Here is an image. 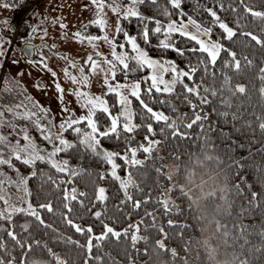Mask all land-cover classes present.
<instances>
[{
  "label": "snow or ice",
  "instance_id": "snow-or-ice-1",
  "mask_svg": "<svg viewBox=\"0 0 264 264\" xmlns=\"http://www.w3.org/2000/svg\"><path fill=\"white\" fill-rule=\"evenodd\" d=\"M148 4L154 8L151 15L141 10L143 5ZM4 6L21 8L23 4H16L13 0L11 3H5ZM82 7L93 12L94 18L89 19L86 24L78 23L74 33L75 37L87 40L94 49L96 48L95 42L101 39L110 44V56L103 52H95L96 57H102L105 65L102 78V85L106 86L105 94L85 91L84 86L90 84V76L100 68V64L93 58L92 53H88L86 59L79 64L77 73L71 71L77 61L73 60L70 55L65 56L68 66L63 68V75L74 86L65 90L58 78L53 86L59 110L62 114H67L63 115L59 121L56 120L49 107H45L39 100H34L31 94H27V89L19 80L8 73H0L3 84L0 87V218L6 222L0 223V230H3L9 238L5 240V236L0 235V250H2L0 251V264H52L51 257L55 258V264H68V261L53 251L48 243L35 239L28 232L30 225L27 219L17 225L13 219L17 214L33 218L38 225L43 226L46 232L51 230L54 233L51 240L75 246L82 256V264H106V260L111 261V264H119V261L114 260L110 254L103 252L104 243L113 238L116 242L125 240L124 254L128 259V264H136L134 257L128 253L129 247L137 255L141 251L143 254H148L150 249L148 247L139 249L137 241L149 242V236L139 233L141 225L144 230L157 227L153 211L145 208L143 218H138L135 223L117 229L105 219L109 192L103 184L97 181L105 180L110 174L109 178H114L119 182L118 191L122 190V197L117 199L116 207L118 211L129 217L132 215L128 209L129 204L132 210H139L142 203L146 204L152 199L151 189L148 190V194H145V189L140 187L132 172L123 177L120 175L118 169L122 167V164L117 160H121L124 165L128 166H142L145 165L146 160L152 158L154 147L157 145L163 147L160 140L149 138L156 134L153 122H164L165 127L160 128V135L165 136L167 129L175 139L187 137L189 135L187 129H190L193 123H199L204 145L208 146L212 140L209 135L212 126L205 127L203 121L208 120V116L197 109L198 104L201 106L216 104L212 112L217 114L218 119L231 123L233 129L238 126L256 131L258 128L261 137H264V111L252 120L248 119L239 109L232 110V98L246 91L243 83L233 86L230 83L231 78L225 71L229 68H234L236 72L241 70V59L237 58L238 53L229 46L238 29L236 26H230L215 7L197 4L193 12L203 8L208 14L207 17L200 18L187 13L182 6V0H166L163 4L160 0H128L127 3L124 0H91L90 5H82ZM219 8H225L223 0H219ZM229 8L233 12L242 8L251 20H258L261 25H264V7H255L246 0H239L238 4L230 3ZM106 9L115 14V36H110L106 31L113 27L108 21ZM40 15L42 19L47 20L43 13ZM158 15L166 18V24L157 18ZM174 15L177 19L172 18ZM133 18L137 21L136 35L130 34L124 26L125 21ZM56 22V18H53L52 23ZM150 24L154 26L150 27ZM189 24L194 30H189ZM235 24L241 30L240 35L250 38V42L264 49V27L249 30L246 24H240L239 17L236 18ZM92 25L97 26L100 34L88 33V28ZM216 25L222 30L219 38H213ZM21 27L36 30L35 25H28L24 22H21ZM66 27V23L61 20L60 29L64 30ZM16 31V26L7 17L0 21V69L9 61L13 64L19 63L10 35ZM39 31L47 35L44 29H39ZM175 33H179L180 36L174 37ZM31 34L32 32L28 33V35ZM153 37L158 38L161 50H174L179 56H185L189 61L188 66H179L175 59L151 55L147 45L152 43ZM181 37L190 38L196 43L191 48L179 47L175 41ZM121 39L123 42H120ZM141 42L145 46L142 47ZM128 45H130V50L126 47ZM25 47L30 52L36 51V46L30 40L25 39ZM222 51L227 58L221 57ZM40 55L43 54L40 53ZM192 56L196 57L194 63ZM218 57H221L222 82H219L220 76L215 71ZM243 60L245 65L250 66L254 63L247 56H244ZM36 63L35 59H31L29 66ZM38 66L48 69L46 58L41 59ZM143 69L151 71L141 78L131 79L132 74H137ZM198 69L202 71L199 81L194 76ZM168 72L171 75L170 79H166L164 75ZM117 73L122 75L123 82L116 79ZM259 73L261 79L264 80V67L259 68ZM51 75L57 77L55 71H52ZM142 83L147 86L142 88ZM36 87L44 88L45 85L37 81ZM66 92L72 94L75 97V104L86 111L77 114L73 101L67 99ZM142 92L147 95H142ZM260 92L264 94V87L260 89ZM107 93L115 94L114 105H110L106 99ZM164 93L172 95L170 98H165L162 95ZM216 97H219L218 103ZM134 99L138 101V109L132 108ZM153 101H159L161 104L168 103L176 115L169 116L164 111L154 109L150 106ZM176 102L190 105L193 114L180 113L175 106ZM116 105L119 106L118 109ZM137 111L142 121L151 122L143 125L135 123L134 116ZM33 129L42 139L38 140L37 136L33 135ZM141 129L143 140L137 142L135 138L140 134ZM220 134L222 136L227 134L228 139L231 140V135L226 129L221 128ZM102 139L115 141L117 147L115 149L105 147L101 142ZM231 142L235 143V141ZM211 146L215 148L213 144ZM139 150L149 155L144 159H138ZM170 155L174 158L176 153L172 152ZM86 157L101 162L95 169L96 179L93 181L91 194L86 188L81 189L77 186V181L85 173L91 177L94 171L91 166H83L82 162ZM159 159L164 160L165 157L160 156ZM216 159L219 160L220 157L217 156ZM229 159L231 162L230 165L228 164V172L231 183L228 184L230 191L224 197L225 204L229 203L233 193L236 201H245L238 205L235 201L232 202L236 207V223L232 225V233L237 240H244V244L241 245L242 251L234 253L233 264H264V187H261L259 191L252 190L253 184L248 183L244 177H237L233 171V169L239 171L250 164L261 185H264V156L258 160L249 157L247 164L234 157ZM41 164L45 165L47 170L40 167ZM22 168L26 169V174L22 173ZM155 171L157 186L166 189V193H160L157 205L159 206L162 199L163 208L166 211L180 212L181 208L177 200L183 202L184 199H188L190 191L183 185L165 184L164 179L168 181V174L164 171L163 165ZM29 178L38 180L39 186L35 192L38 202L35 204L31 199L33 191L29 186ZM233 180L235 183H232ZM46 185L52 189L48 194L42 192ZM134 197H142V199ZM39 199L43 202H39ZM94 202L99 206L93 209L91 206ZM81 211H86L92 217L102 221L101 230L98 233L94 230V224L77 222ZM42 213L50 215L59 213V218L70 229H74L73 235L80 234L81 239H73L72 235L62 234L61 229L55 227L53 222L46 220ZM257 213L262 218L259 228L261 239L258 245H253L248 239L251 234L249 230L256 232V226L245 224L243 218L255 216ZM148 218L150 220L146 222ZM112 219L115 220L116 216H112ZM176 223L177 221L173 219L167 221L168 225ZM216 227L218 229L228 228L227 225L222 226L219 223ZM158 231L165 237L169 235L164 227H158ZM224 235L228 236L229 232L224 231ZM180 238L183 239V236L181 235ZM41 245H43L42 248ZM184 247L186 248L187 245L185 244ZM94 248L100 251L94 253ZM151 251L155 254L162 251L170 252L173 264L179 256L177 248H167L162 239L154 240ZM45 255L49 259H45Z\"/></svg>",
  "mask_w": 264,
  "mask_h": 264
},
{
  "label": "trees",
  "instance_id": "trees-1",
  "mask_svg": "<svg viewBox=\"0 0 264 264\" xmlns=\"http://www.w3.org/2000/svg\"><path fill=\"white\" fill-rule=\"evenodd\" d=\"M160 2L163 4L166 0H160ZM246 2L255 7H264V0H246ZM223 3L225 4V8L220 9L219 0H182V6L185 8V11L189 14H194L195 18L207 17L208 15L203 8L193 12L197 4L213 6L218 10L221 17L229 22L230 26L237 27V33L234 39L229 43V46L233 47V50L238 53L237 58L241 59V70L236 72L234 68H229L225 69V71H227L231 78L230 83L233 86L237 83H243L246 91L244 93H238L232 98V110L236 111L239 109L248 119L255 120L261 112L264 111V94L260 92V89L264 87V80L261 79L259 73V68L264 67V49L260 48L254 42H250V38H245L240 35L241 30L235 24V20L239 17L240 24H246L249 30H256L258 27H264V25H261L258 20H251L249 16L244 13L242 8H239L235 12L231 11L229 4H238L239 0H223ZM141 10L145 11L148 15L154 12V8L151 4L143 5ZM157 18L166 21V18L162 15H158ZM172 18L177 19V16L174 15ZM186 18L185 16L184 19ZM124 26L130 34H137L138 29L135 18L125 21ZM153 26L154 24H150V27ZM26 31V28L20 26L16 32V36L13 37L14 41L16 43L21 42V37L25 35ZM88 32L98 33L97 26H90ZM220 32L222 31L215 26L213 36L219 38ZM17 33H21L22 35H18ZM173 36H180V34L175 33ZM120 42H123L122 39ZM175 42L179 47L187 48H191L196 43L187 37H181ZM141 45L145 46L142 42ZM147 47L150 54L153 56L175 59L179 66H188L189 61L185 56H179L174 50H161L158 44V38L156 37L152 38V43L147 45ZM244 56L252 59L254 63L250 66L245 65L243 60ZM221 57L227 58L223 51ZM221 57H218V63L215 69L218 76H220L219 82H222V75H220ZM195 60L196 57L192 56L193 63ZM146 70L147 69H143L137 74H132L131 79L141 78ZM201 75L202 71L198 69V72L194 74L195 79L199 81ZM116 79L123 81V77L120 73H117ZM208 82L211 83V81ZM146 86V84L142 83V88ZM177 87L179 88V86ZM114 95L113 93H107L106 95V99H108L110 105L115 104L113 99ZM142 95L147 94L142 92ZM162 95L165 98H170L172 94L164 93ZM215 99L218 103L219 97ZM150 106L154 107L156 110L164 111L166 115H176V113H173L168 103L161 104L159 101H153ZM175 106L179 109L180 113L193 114L191 106L186 103L176 102ZM215 106L216 104H209L207 106L198 104L197 109L199 112L208 116V120L203 121L205 127L207 128L209 125L212 126V130L209 133L212 140L208 146L204 145L201 136L202 130L199 123H193V126L187 129L189 135L179 139L173 138L171 133L166 129L165 136L167 138L165 139V136L160 135V128L165 127L164 122H153L156 134L149 138L160 140L163 147L160 145L154 147L152 150V158L146 160L145 165L142 166H128L124 165L121 160H117L118 163L122 164V167L118 169L122 177L132 172L134 179L139 182L140 187L145 189V194H148L149 189H151L152 193V199L146 204L142 203L139 210H132L131 205H128V209L132 212L130 217L126 214H122L116 207L117 199L122 197V190L118 191L119 182L114 178H109L110 174L105 180L97 181L103 184L109 192V200L107 201L108 211L105 213V219L117 229L135 223L138 218H143L145 208L152 210L153 214L156 216L157 227H150L144 230L143 225H141L139 234L149 236V242L145 243L143 240L137 241V247L139 249L142 250L148 247L150 252L148 254H143L141 251V253L137 255L130 247L128 248V253L130 256L134 257L136 264H173V257L170 252L162 251L159 254H155L151 251L155 239H162L169 249L171 247L177 248L179 256L176 258L175 264H233L234 253H240L242 251L241 245L244 244V240H237L232 233V225L236 223V207L232 202L235 201V204L238 205V203H244L245 201H236L234 193L228 204H225L224 200V197H226L230 191L228 184L231 183L228 172V164L230 165L231 162L229 158L234 157L240 159L242 163L246 164L248 163L249 157L258 160L261 156H264V151H262V149H264V137H261L258 128L256 131L250 128H240L238 126L233 129L231 123H225L223 120L218 119L217 114L212 112V108ZM118 107L119 106L116 105V109H118ZM132 108H139L138 101L135 99L133 100ZM229 120H231L230 116ZM134 122L143 125L151 121H142L140 119V113L137 111L134 116ZM82 126H84V122H82ZM221 128L227 130L231 135V140L228 139L227 134L225 136L220 134ZM181 130H184L183 127ZM135 139L137 142L143 140L142 129ZM231 141H235V143ZM101 142L105 147H109L110 149H115L117 147L115 141L102 139ZM212 144L215 148L211 146ZM172 152L176 153L174 158L170 155ZM148 155L149 154L144 153L143 150L137 152L138 159H144L145 156ZM160 156H164L165 159L160 160ZM217 156L220 157L219 160L216 159ZM73 162L77 161L73 160ZM100 163L101 162L95 159H89L87 157L82 162L83 166H91L94 169L91 177L85 173L84 176L77 181V186L81 189L86 188L89 194H91L93 190V181L96 179L95 169ZM161 165L164 166V171L171 175L169 176L168 174V181L161 177V179H164L165 184H170L172 180L174 185H183L190 191L188 199H184L183 202L177 200L181 208L180 212L166 211L163 208L162 199L159 206L157 205V199L160 197V193L163 192L164 188L157 186V173L155 169L159 168ZM167 165H170V167L168 168ZM40 167H44L45 170H47V167L43 164H41ZM21 171L26 174L25 168H22ZM233 171L237 177H244L248 183L253 184L252 190L259 191L261 187H264V185H261L250 164L239 171L235 169H233ZM12 174L14 175V173ZM198 175L201 176L202 179L204 177H207V179H203V183L195 184L194 180ZM232 183H235V181L233 180ZM29 186L33 191L31 199L35 204L38 202V198L35 196V192L39 186L38 180L29 178ZM51 191L52 189L47 185L42 189L44 194H48ZM56 194L59 195V193ZM134 198L142 199V197ZM39 202H43V200L39 199ZM97 206L99 205L94 202L91 207L94 209ZM78 215L79 219L77 222L94 224V230L97 233L101 230V220L92 217L86 211H81ZM42 216H44L46 220L53 222L55 227L60 228L62 234L72 235L73 239H81L80 234L73 235L74 229H70L69 226L59 218V213L56 215L42 213ZM112 216H116V219L113 220ZM13 219L17 222V225L27 219L30 225L28 232L35 239H40L48 243V246L52 247L53 251L59 253L62 258L66 259L68 264H82V256L75 246L51 240L54 233L51 230H47L46 232L43 226L38 225L33 218L25 217L24 214H17ZM169 219H173L177 221V223L168 225L167 221ZM261 219L258 213L255 216H246L243 218L245 224H253L256 226V232H252L251 229L249 230L251 234L248 239L253 245H258L261 239L259 236ZM149 220L150 218H148L146 222ZM0 223L6 222L3 218H0ZM217 223L222 226L227 225L228 228L218 229L216 227ZM158 227H164L169 235L165 237L163 233L158 231ZM17 231H19V227H17ZM224 231H228L229 235L225 236ZM0 235H4L5 240H9L3 230H0ZM181 235L183 239L180 238ZM128 239H130V237ZM185 244L187 245L186 248L184 247ZM40 247L42 248L43 245ZM243 250L247 251V249ZM98 251L100 250L94 248V253ZM37 252H39V249H37ZM103 252L105 254H110L114 260L119 261V264H128V259L124 254L125 240L123 239L119 242H116L115 238L107 240L106 243H104ZM13 254L15 255L16 253ZM44 258L49 259L47 255H45ZM50 259L52 260V264H55V258L51 257ZM106 264H111V261L106 260Z\"/></svg>",
  "mask_w": 264,
  "mask_h": 264
},
{
  "label": "rangeland",
  "instance_id": "rangeland-1",
  "mask_svg": "<svg viewBox=\"0 0 264 264\" xmlns=\"http://www.w3.org/2000/svg\"><path fill=\"white\" fill-rule=\"evenodd\" d=\"M11 2H13V0H0V21H3L5 17L11 21L10 17L12 9L17 7L4 6L5 3ZM14 2L16 4H23V7L19 8L20 11L26 12L22 22L28 25H35L36 30L33 31L32 28H27L25 35L21 37V42L19 43H16L13 37L16 36V32L20 27L16 32L10 33L12 38V47L16 52V59L19 63L13 64L11 61L6 62L4 67L0 69V73H8L12 77H15V79L19 80L27 89V94H31L34 100H39L45 107H49L56 120L59 121L63 115L67 114H62L60 112L59 105L54 95L53 86L55 82H57V78L65 90L74 86L72 82L63 75V68L68 66L65 56L70 55L73 60L77 61L76 66L71 68L73 73H77L79 64L86 59V55L88 53H92L93 58L100 64V68L94 71L90 76V84L84 86L85 91H91L93 94H105L106 86L102 85V78L104 75L103 68L105 65L102 57H96L95 52H103L110 56V44L101 39L95 42L96 48L94 49L92 44H90L87 40L78 39L74 34L78 23L86 24L89 19L94 18L93 12H90L88 9L82 7V5H90L91 0H14ZM124 2L127 3L128 0H124ZM33 10H35L34 13ZM105 11L107 13L109 23L113 25V27L106 29V31L109 32L110 36H115V14L111 13V11L107 9ZM41 13H43L47 20L41 18ZM53 18H56V23H52ZM61 20H63V22L67 25L64 30L60 29ZM164 22L166 24L167 21ZM216 26L219 28L218 25ZM188 28L189 30H194L193 26L190 24L188 25ZM39 29H44L47 32V35H44L41 31H39ZM29 32H32V34L28 35ZM66 32L68 33L67 35L65 34ZM213 38L215 37L213 36ZM25 39L30 40L31 43L36 45V51L33 52L32 56H27L22 51ZM52 45H55V47H52ZM127 49L130 50V45L127 46ZM58 52L60 53L59 55L57 54ZM40 53L43 55H40ZM45 58L46 63L49 65L48 69L38 66L39 61ZM31 59H35L37 63L29 66ZM52 71L57 73V77H53L51 75ZM148 71L151 70L147 69L143 74L145 75ZM164 75L166 79L171 78L170 72L164 73ZM37 81L44 84L45 87H36ZM112 82L115 83V81ZM2 86V76H0V87ZM66 97L67 99H71L73 101L77 114L82 111H86L79 105L75 104V97L72 94L66 92ZM18 98L19 97H17V99ZM32 132L33 135L37 136L38 140L42 139L38 137V132L36 130L33 129ZM167 167L169 168L170 165H167ZM168 174L171 176L170 173ZM170 184L174 185L172 180ZM163 192L166 193L165 188Z\"/></svg>",
  "mask_w": 264,
  "mask_h": 264
},
{
  "label": "built area",
  "instance_id": "built-area-1",
  "mask_svg": "<svg viewBox=\"0 0 264 264\" xmlns=\"http://www.w3.org/2000/svg\"><path fill=\"white\" fill-rule=\"evenodd\" d=\"M25 13L26 12L20 11L19 8H14L12 10L11 23L16 26V29L20 27L21 22L25 17Z\"/></svg>",
  "mask_w": 264,
  "mask_h": 264
},
{
  "label": "clouds",
  "instance_id": "clouds-1",
  "mask_svg": "<svg viewBox=\"0 0 264 264\" xmlns=\"http://www.w3.org/2000/svg\"><path fill=\"white\" fill-rule=\"evenodd\" d=\"M203 179H207V177H204ZM203 179L201 178V176H196L194 183L195 184H199V183H203Z\"/></svg>",
  "mask_w": 264,
  "mask_h": 264
},
{
  "label": "water",
  "instance_id": "water-1",
  "mask_svg": "<svg viewBox=\"0 0 264 264\" xmlns=\"http://www.w3.org/2000/svg\"><path fill=\"white\" fill-rule=\"evenodd\" d=\"M33 45H35L34 43H32ZM36 46V45H35ZM23 52H28L29 54L27 56H32L33 52H30L26 47L25 44L22 46Z\"/></svg>",
  "mask_w": 264,
  "mask_h": 264
},
{
  "label": "crops",
  "instance_id": "crops-1",
  "mask_svg": "<svg viewBox=\"0 0 264 264\" xmlns=\"http://www.w3.org/2000/svg\"><path fill=\"white\" fill-rule=\"evenodd\" d=\"M23 9V8H22Z\"/></svg>",
  "mask_w": 264,
  "mask_h": 264
}]
</instances>
